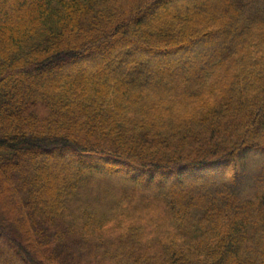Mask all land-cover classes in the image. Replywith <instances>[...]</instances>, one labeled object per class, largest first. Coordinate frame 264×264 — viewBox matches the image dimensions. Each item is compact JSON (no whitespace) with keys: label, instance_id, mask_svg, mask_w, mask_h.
I'll use <instances>...</instances> for the list:
<instances>
[{"label":"trees","instance_id":"16d2710c","mask_svg":"<svg viewBox=\"0 0 264 264\" xmlns=\"http://www.w3.org/2000/svg\"><path fill=\"white\" fill-rule=\"evenodd\" d=\"M0 264H264V0H0Z\"/></svg>","mask_w":264,"mask_h":264},{"label":"rangeland","instance_id":"374dc122","mask_svg":"<svg viewBox=\"0 0 264 264\" xmlns=\"http://www.w3.org/2000/svg\"><path fill=\"white\" fill-rule=\"evenodd\" d=\"M189 56H188V58H187V60H188V64H191L190 62H192L191 60L192 59H194L195 57H194V55H193V52H192V50H190L189 52ZM52 77V76H51ZM54 160L56 159V158H53ZM168 185H172V183L170 184H168ZM172 186H175V184H173ZM167 187V186H166Z\"/></svg>","mask_w":264,"mask_h":264},{"label":"snow or ice","instance_id":"6c2138e0","mask_svg":"<svg viewBox=\"0 0 264 264\" xmlns=\"http://www.w3.org/2000/svg\"><path fill=\"white\" fill-rule=\"evenodd\" d=\"M67 152H68L69 158L74 159V158L76 157L75 151H74V149H72L71 147H69V148L67 149Z\"/></svg>","mask_w":264,"mask_h":264}]
</instances>
